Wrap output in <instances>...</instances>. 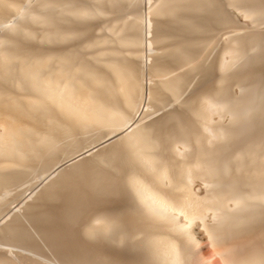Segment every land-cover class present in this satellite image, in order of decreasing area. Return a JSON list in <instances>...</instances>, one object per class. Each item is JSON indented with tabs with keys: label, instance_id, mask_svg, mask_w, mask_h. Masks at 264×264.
<instances>
[{
	"label": "bare ground",
	"instance_id": "bare-ground-1",
	"mask_svg": "<svg viewBox=\"0 0 264 264\" xmlns=\"http://www.w3.org/2000/svg\"><path fill=\"white\" fill-rule=\"evenodd\" d=\"M143 1L0 0V264H264V0Z\"/></svg>",
	"mask_w": 264,
	"mask_h": 264
},
{
	"label": "rangeland",
	"instance_id": "rangeland-1",
	"mask_svg": "<svg viewBox=\"0 0 264 264\" xmlns=\"http://www.w3.org/2000/svg\"><path fill=\"white\" fill-rule=\"evenodd\" d=\"M150 1H152V0H145V1H143V2H145V3H143L144 4V7L145 6H147L148 5V3H151ZM147 4V5H146ZM144 7H143V10H144ZM213 18V17H212ZM264 18V17H263ZM263 18H261L260 20H258L259 22H257V26H261L262 27V29H264V20H262ZM211 18H209L208 20H210ZM213 19H215V18H213ZM212 20V19H211ZM211 20H210V22H211ZM100 20H96V22H95V25L97 26V24L98 23H100L99 22ZM218 21V20H217ZM98 22V23H97ZM215 23V21H212V24H213V26H212V24H210V26H209V28H207V26H206V30H202L201 32H200V34L199 35H197L196 37V39L197 40H200V42L203 44L202 46H201V48H200V50H199V57H200V54H201V57L200 58H202V59H204L205 57L208 59V60H212L213 58H215V56L217 55V53H218V51H219V48H220V43H221V39H224V38H226L227 36H229V35H231V34H233V33H235V32H238V31H241L242 29H241V27H239V26H237L236 24H235V22L233 23V21H229L228 22V24H224V25H222L221 24V22L222 21H219V23H218V25H216L217 23ZM263 22V23H262ZM208 23H209V21H208ZM207 23V24H208ZM222 23H224V22H222ZM227 23V22H226ZM232 24V25H231ZM99 25V24H98ZM216 25V26H215ZM263 25V26H262ZM216 27V28H215ZM217 27H219V28H217ZM215 28V29H214ZM204 36V37H203ZM199 37V38H198ZM201 37V38H200ZM202 40V41H201ZM207 43V44H206ZM203 46H205V48L203 47ZM144 51H143V55H144V57H142V58H144L147 62H148V52L146 51L147 50V48L144 46ZM202 50V51H201ZM204 58H203V57ZM210 57V58H209ZM205 58V59H206ZM144 81H147V76L145 77V75H144ZM148 108H151V107H148ZM152 111V110H151ZM223 116H225V117H223ZM222 117L223 118H226V115H223ZM34 176H32L31 175V177H28V178H31L30 180L29 179H27L23 184H22V186H20V187H24L23 189H22V191L23 190H25V188H27V186L30 184V182L29 181H31V180H33L34 178H33ZM36 180H37V178L36 179H34L33 181H31V182H36ZM28 181V182H27ZM34 182V183H35ZM25 183H29L28 185H25ZM37 183V182H36ZM196 183H198L197 185H196ZM201 182L199 181V180H196L195 181V183L193 184L194 186V188H199V187H203V185H202V183L200 184ZM24 185V186H23ZM33 184H31V186H32ZM35 185H37V184H35ZM26 186V187H25ZM20 187H18L19 189H21ZM39 187V186H38ZM38 187H36V188H38ZM12 190H13V188H12ZM12 190H10L11 192H12ZM16 190V189H15ZM14 193V192H13ZM16 203V201H14V203H12V205L13 204H15ZM59 207V203L58 204H56V203H51V202H48L46 205H45V209H47V210H50V209H53V208H58ZM57 219V218H56ZM199 244V245H198ZM197 245V249L201 252V253H203V254H205V255H210V251H211V249H210V247H209V245L206 243V242H200V243H198Z\"/></svg>",
	"mask_w": 264,
	"mask_h": 264
}]
</instances>
